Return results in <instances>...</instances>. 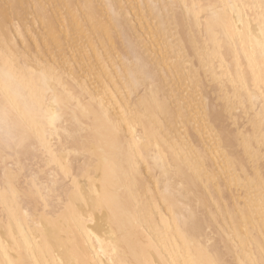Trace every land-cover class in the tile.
I'll return each instance as SVG.
<instances>
[{"label": "bare ground", "instance_id": "obj_1", "mask_svg": "<svg viewBox=\"0 0 264 264\" xmlns=\"http://www.w3.org/2000/svg\"><path fill=\"white\" fill-rule=\"evenodd\" d=\"M258 14L264 24V0H0V86L16 96L36 132L45 130L48 115L70 111L94 160L92 174L75 180L66 202L70 210L59 221L66 226L44 218V229L30 234L34 245L28 248L39 263L107 264L82 250L90 232L112 246L108 264H264V131L259 128L264 107L252 121V138L246 139L247 131L239 129L243 119H233L234 93L222 94L226 100L220 103L198 88L199 70L213 55L220 56L225 70L219 78L242 85L246 104L259 101L256 89L249 88L264 85V38L253 20ZM146 20L154 26L147 39ZM173 35L178 40L171 47ZM113 37L122 52L114 48ZM41 40L52 50L32 51ZM57 44L72 45V53L66 52L71 65L56 67ZM1 66L25 73L40 90L51 89L45 111ZM134 84H146V93L132 104L127 96ZM152 100L155 105H149ZM209 102L221 110L205 108ZM10 108L0 100V151L8 147L22 157L32 138ZM136 125V141L135 135L122 136L135 132ZM138 171L145 176L134 183ZM86 214L92 218L88 226L80 219ZM4 233L0 227V246L9 255L15 241L4 240ZM27 260L16 264H31Z\"/></svg>", "mask_w": 264, "mask_h": 264}, {"label": "rangeland", "instance_id": "obj_2", "mask_svg": "<svg viewBox=\"0 0 264 264\" xmlns=\"http://www.w3.org/2000/svg\"><path fill=\"white\" fill-rule=\"evenodd\" d=\"M238 8H240V6H238ZM224 10H226L225 7L224 8H217V11H220V12H222ZM205 15L208 16L207 14H204V16H202L200 19L201 22L205 18ZM259 17H260V14L255 15V16H253V20L257 23L258 27L260 26L259 27L260 33L262 34V36L264 38V24H262L263 22ZM139 19L141 21V20L145 19V16H141V17H139ZM142 25L145 27L143 33H144L146 39L148 37H150L149 32L154 34V30L152 29V27H154V26H151V25L149 26L147 20ZM199 28L200 27H198V29ZM171 30L176 31V28L171 29ZM38 31H41V30H38ZM40 33L42 34L43 32L41 31ZM250 35H251V32H250ZM196 38L201 39V37H198V35L196 36ZM170 40H171L170 44L172 45L171 47H174L176 44L175 41L178 40V38L175 39V37L173 35V37L171 36ZM157 41H158V39H157ZM234 41H236V39H234ZM39 42H40V44H32L33 45L32 51H35V50L37 51L39 49V47H40V49H42V47H46L48 49V51L52 50V44H45L43 42V40H41ZM113 42H114L113 43L114 48H116L118 52H120V51L122 52L123 48L120 46L119 41L116 37H113ZM160 43H162V42H159V44ZM233 43L239 44V42L238 43L233 42ZM195 44H199V41H197ZM68 45L69 44H57L58 48L55 49V50H58V55H57L58 65L56 66L57 68L59 67V65L64 64V63H68L69 65L72 64L70 57H68L66 55L67 49H68V51H69V49H72V45H69V46ZM159 48H161V47H159ZM69 53L71 54L72 52L69 51ZM197 53L200 54V50H197L196 53L192 52V54H194L191 56L192 60H194L196 58L195 54H197ZM114 54L116 55V52H114ZM240 55H241V53H240ZM219 57L220 56H214L213 55L211 57V59L209 60V62L206 63L205 66L201 68V70H199L201 82H200V85H198V88L200 90L205 91L206 94L208 93L207 94L208 96H215L216 95L215 98L218 96L216 98L218 100L216 101V99L213 98V101L215 100L216 102H220V103H222L223 101L226 100V98H223L222 94L227 93L226 95H230V94L234 93V95L232 94L233 96L231 97V101L236 102L237 107L235 106L236 108H232L233 115H234L233 119L238 118L239 121H242V119H243V124H242V126L239 127V129L244 130V132L247 131V132H245L246 139L247 138L250 139V138H252V135H251L252 124H255V123H253L254 122L253 120L256 121V120H258L257 118L259 117V116L258 117L255 116V115L260 114L261 113L260 111H262L263 107H264V97H263L264 95H263V90H262V89H264V85L259 83V85L257 84L254 86L253 85L249 86V88L256 89L259 101H257V99H256V101H254V103H253L254 104L253 106L246 104L247 102H245L243 100L244 97L242 94H244L245 92L243 90L244 88H242L243 87L242 85H239V83H231L229 78L226 76H223V75L221 78H219L218 73L222 72V70H225L223 67L224 63H221V59ZM120 60L125 65L128 63V61L124 57V55L120 56ZM130 62H131V59H130L129 63ZM9 64L11 65V63H9ZM1 67L17 83V85H19L20 90L28 93L29 95H31L33 97L32 101H34L35 105H38L41 109L43 107L45 108L47 106V102L51 98V89L49 91L40 90V88L37 86V84L35 82H31L30 80L27 79L25 73H23V72L21 73V71H16V70L14 71L13 69L10 68V66L9 67L5 66V68L3 66H1ZM207 67L209 68L208 70H207ZM0 80H1V76H0ZM34 83L36 85H34ZM136 85L135 84L132 85L133 86L132 92L129 96H127V100H130V102L132 104L137 100L138 97L143 96L146 93V90H145L146 84L137 85V86ZM126 86L129 87L130 84L128 83V84H126ZM261 87H262V89H261ZM184 91H186V90H184ZM261 92H262V94H261ZM0 95H1L0 97H2V98L4 96V98L0 99V100L3 101L5 106H7L8 109L10 107L12 108V109L10 108L12 115L16 116L17 113H19L18 114L19 116L17 115L16 117L20 120V124H22V121L24 122L22 124V126L27 128L26 130L30 133V136L32 138L30 144L28 145L29 147H28L26 153L22 154V157H21V155L17 156V154L15 152L12 153L11 150H6V149H8V147H6L5 151L4 150L0 151V159H1L0 160V227L5 232L3 235L4 240L7 239L8 242H9V240L15 241V244L12 243L14 246L9 242L11 244V247H12L11 248L12 252L10 251L9 255L6 253L5 249L0 246V264H10L11 260L16 264L20 260L25 259V261H26L28 258H29V260H27V261H31L30 262L31 264H38L39 261H37L36 257H34L33 251H32L33 249L28 248L29 244L34 245V242L32 243V241H34V239L32 238V235L30 236V234H32V232L34 233L35 231L44 229L43 228V227H45L44 222H46V221H49L50 225H53V226H55L54 223L57 225L56 222H58L57 226L58 227L61 226L62 229L64 228V225L66 226V224H64V225L62 224V221L60 223H59V221L62 220L63 219L62 217L66 213H68L70 210L69 209V203L70 202L69 203H66V202L70 201L71 191H73V189L75 187V183H76L75 180L77 179V177L79 178L85 172L92 174V172H93L92 170H94V166H93L94 160L91 158L90 155H88L87 150L84 148V145L86 142L84 140L85 138L83 139V137H85V136L81 137L83 135V128H81L82 125L79 123V121L75 120V117L73 116L72 113H70V111H68V112L64 111L62 113L59 112V114H55V115H52V114L48 115V117L45 118L46 119V126H47L45 128V130L42 132H36V131H34V128L31 126L30 122L25 118V116L23 114L24 112L21 110V104L18 102L16 96L11 97L1 86H0ZM84 99L85 100L82 99V102L88 101V98H84ZM219 99H220V101H219ZM221 99L223 101H221ZM6 102H10V103H7V104H9L10 107L6 104ZM210 102L206 103L205 108L213 109L215 107V108L220 109L219 104L214 105V104H211L212 102L211 103ZM155 103L156 102L152 100L151 102H149V105H155ZM208 104L210 105V107ZM240 104H241V106L239 108L238 106ZM244 104L246 107L244 106ZM75 105L79 106L80 104H74L73 106H75ZM247 105H248V107H247ZM44 108H43V110L45 111ZM243 108H245L246 110H244ZM22 109L25 110L24 108H22ZM227 110H230V109H224L222 111L227 113L228 112ZM13 112H14V114H13ZM140 119H142V117H140ZM128 121H129L128 124L133 123V119H132V121L130 119ZM0 122H1L0 123L1 124L0 128H1V126L3 125V121L0 120ZM75 122L77 124H75ZM259 122L262 124L261 125L259 123V128L262 129V131H264V127H262V126H264V119L260 120ZM78 123H79V125H78ZM246 127H247V129H246ZM139 128L140 127L138 125H136L135 126V129H136L135 132H134V130H132L133 132L124 131V132H122V136H125V138L128 139V138H131L132 136L134 137V135H135L134 141H136L137 140L136 132L139 131ZM249 130H251V131L249 132ZM125 132H126V134H125ZM32 134H33V136H32ZM37 134L39 137L37 136ZM33 137H35L34 139H36V140H34ZM5 141H7L9 144L11 142H13V140H11V139L10 140L6 139ZM36 142H37V144H36ZM226 148H228L229 150L233 149L231 147H226ZM84 150H86V151H84ZM261 150L263 152L264 149H261ZM7 151H8V153H7ZM40 151H41V153H40ZM4 152H6V153H4ZM3 153H4V155L9 154L8 157L5 155L6 157L4 158V155H2ZM12 155L15 156V158L20 157L19 160H18V158L17 159H15L14 157L12 158ZM9 157H10V159H9ZM6 158L9 160L6 161ZM11 158L13 160H16V162L19 161L18 163L22 167L18 163L17 164L19 166H17L16 162L11 160ZM67 158H68V160H67ZM144 158L146 159L147 157L144 156ZM258 158H259V161H262L263 155L260 154L258 156ZM59 160H61V161H59ZM92 160H93V162H92ZM63 161L65 162V164L68 166V169H70V170L65 169L63 167V165H62L63 163L61 164V162H63ZM66 161L68 163H66ZM36 163H37V165H36ZM91 165L93 166L92 168H91ZM147 165H148V163H147ZM20 167L22 168V174L21 175H20V173H21ZM16 168L18 169V172L20 171V173L17 174ZM14 170H16L15 171L16 173L14 172ZM65 170L67 171L68 174L66 173ZM11 173H13L14 176H12L13 174H11ZM144 176L145 175L143 172H139V171L136 172L134 174V180H133V181H135L134 183L143 182ZM15 181H17L16 183H18V185L15 188V190H13L12 188H10V186ZM162 181H163L162 183H164V180H162ZM8 182H10L11 184ZM162 183L159 185L161 187L160 188L161 191H162V186H161ZM21 184H23V185H21ZM23 186H24V188H22ZM26 186L28 188H25ZM29 188H31V190ZM27 189H29L28 192L26 191ZM148 189L149 190L153 189V186L151 183H148ZM160 190H158V191H160ZM238 190L241 191L239 188H238ZM21 192H24V193H21ZM64 192H65V195L68 194V196H65ZM150 192L153 193V190ZM28 193H29V195H28ZM175 194H178V193H175ZM236 194H237V192H236ZM242 194L243 193L241 192V194L239 196L240 199L242 197H244V194L243 195ZM32 196L34 198L36 197L37 200H36V198H35V200H34V198H31ZM63 196L66 199L68 197V199L67 200L64 199ZM24 198L25 199L27 198L28 201H27V199L25 201ZM35 201H36V204H35ZM33 203H34V205H33ZM15 204H17L18 207H15ZM145 204L146 203H144L142 205L144 206ZM32 205L33 206L37 205V206L33 207ZM147 205H152V202L148 203ZM36 207H37V209H36ZM43 214H44V216H43ZM155 215H156V213H155ZM155 217L158 218V216H155ZM44 218L48 219V220L44 221ZM82 218L84 219V221H85V218L87 219L86 220L87 223L84 222L87 226L92 221L91 216L89 218L88 215L87 216H85V215L81 216V218H80L81 221H82ZM88 219L91 221H89ZM8 227L11 231L8 230ZM69 227H70V225L68 226V228ZM161 230L162 229H160V231ZM6 235H8V237ZM4 237H6V239ZM29 237L31 240L29 239ZM97 238L98 237L95 234L88 232L87 236H85L83 238L82 250H84L86 252L85 254L88 255L89 258H91L92 260L103 261V262H106L108 264L112 260V254H113L114 250L111 252L110 248L112 246L110 244L108 245L107 240L103 239L102 241H105V242H101L102 238L100 240ZM105 243L107 244V247H105L106 246ZM25 244H26V246H25ZM22 245H24V246H22ZM16 249H17L18 253H17ZM26 253L28 255H25ZM15 255H17V256H15ZM21 255H22V257H21ZM11 256H12V258H10ZM26 256L28 257L27 259H26ZM39 264H42V263H39ZM126 264H127V262H126ZM128 264H129V262H128Z\"/></svg>", "mask_w": 264, "mask_h": 264}]
</instances>
